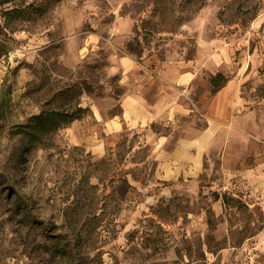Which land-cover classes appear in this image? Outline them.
I'll list each match as a JSON object with an SVG mask.
<instances>
[{
	"label": "rangeland",
	"instance_id": "obj_1",
	"mask_svg": "<svg viewBox=\"0 0 264 264\" xmlns=\"http://www.w3.org/2000/svg\"><path fill=\"white\" fill-rule=\"evenodd\" d=\"M0 264H264V0H0Z\"/></svg>",
	"mask_w": 264,
	"mask_h": 264
},
{
	"label": "trees",
	"instance_id": "obj_2",
	"mask_svg": "<svg viewBox=\"0 0 264 264\" xmlns=\"http://www.w3.org/2000/svg\"><path fill=\"white\" fill-rule=\"evenodd\" d=\"M5 15L7 16L6 20H11V22L15 20V17H24L22 11L19 9L7 11ZM220 79L221 76L213 79V84L216 89L220 86ZM85 115L86 109L83 108H77L71 113L56 110L42 111L39 115L33 116L29 120L28 125L23 127V132L32 141H40L41 138L54 134L59 129L67 127L75 121L81 120Z\"/></svg>",
	"mask_w": 264,
	"mask_h": 264
},
{
	"label": "crops",
	"instance_id": "obj_3",
	"mask_svg": "<svg viewBox=\"0 0 264 264\" xmlns=\"http://www.w3.org/2000/svg\"><path fill=\"white\" fill-rule=\"evenodd\" d=\"M109 126H110L111 128H114L115 130H117V129H118V126H120V124L117 123V122H115V121H111V122H109ZM203 140H204L205 142L207 141V143H208V139L204 138ZM96 148H98V150H101L99 146H96Z\"/></svg>",
	"mask_w": 264,
	"mask_h": 264
}]
</instances>
